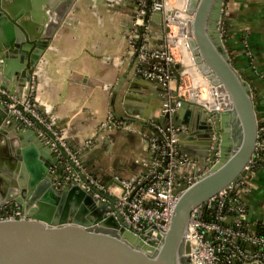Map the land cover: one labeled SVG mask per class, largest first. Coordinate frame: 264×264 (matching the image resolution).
<instances>
[{
    "label": "water",
    "instance_id": "water-1",
    "mask_svg": "<svg viewBox=\"0 0 264 264\" xmlns=\"http://www.w3.org/2000/svg\"><path fill=\"white\" fill-rule=\"evenodd\" d=\"M74 1H62L53 27L48 24L29 36L21 25L23 19L18 21L29 12L18 1L0 0V84L16 95L10 86L16 79L24 90L22 96L17 95L20 101L29 97L40 56ZM224 3L225 0H188L185 10H181L165 0L155 13L163 22L171 17L186 20L198 67L217 85L219 102V108H211L182 94L178 88L168 90L161 81L160 88L150 90L153 95L161 92L166 96L160 102L154 100L150 114L143 115L144 118L166 121L164 126L177 129L181 140L201 139L199 149L204 153L199 160L201 166H190L188 172L201 173L192 183L179 174L182 165L177 169L174 192L178 199L159 245L144 242L127 227L115 205L116 196L111 194L110 202H102L79 183L57 182L55 174L61 177L65 173L61 156L38 130L28 127L22 136L35 140L41 159L37 169H32L30 179L8 178L10 187L0 191V207L15 201L26 210V217L0 218V264H185V254L190 249L186 232L191 212L197 208L202 216L209 198L249 175L247 165L255 152L263 117L255 106L249 81L233 65L225 45ZM148 4L151 8L152 0ZM173 64L177 70L172 75L179 84L183 66L179 62ZM125 107L128 108L127 103ZM170 107L173 109L156 114L158 108ZM5 119L19 122L14 112L0 103V127ZM136 122L147 123L139 119ZM147 126L153 127L151 123ZM30 132L33 138L27 137ZM188 147L196 149L193 144Z\"/></svg>",
    "mask_w": 264,
    "mask_h": 264
},
{
    "label": "crops",
    "instance_id": "crops-1",
    "mask_svg": "<svg viewBox=\"0 0 264 264\" xmlns=\"http://www.w3.org/2000/svg\"><path fill=\"white\" fill-rule=\"evenodd\" d=\"M8 1H18L29 12L18 21L23 19L20 23L31 36L48 24L54 26L64 0ZM150 1L75 0L63 23L50 36L32 75L29 96L77 151L86 170L106 187L118 183L119 178L140 177L153 161L143 131L154 121L143 115L150 114L153 101L160 102L166 94L153 95L150 90L160 88L159 81L146 78L138 68H152L161 62L140 55L130 43L135 26L136 45L140 41L137 46L142 44L151 53L164 50L165 22L155 15L157 10L148 8ZM223 25L231 61L249 81L255 106L264 116V0H225ZM173 63L169 65L172 72L177 70ZM10 86L17 93L14 96L23 95L16 79ZM6 90L11 93L9 88ZM127 94L130 96L125 100ZM138 119L147 123H138ZM121 121L131 122L132 129L121 128ZM156 123L164 126L166 121ZM31 128L39 131L42 127L37 124ZM27 129L14 119L1 123L0 191L10 187L8 178L30 179L32 169L39 166V146L22 136ZM33 135L30 132L27 137ZM200 140L179 138L180 153L200 160L204 156ZM188 144L196 149H189ZM182 166L179 174L183 176L191 168L190 164ZM245 186L240 196L247 208L245 223L255 229L264 221V164L245 177ZM105 194L110 202L111 194Z\"/></svg>",
    "mask_w": 264,
    "mask_h": 264
},
{
    "label": "built area",
    "instance_id": "built-area-1",
    "mask_svg": "<svg viewBox=\"0 0 264 264\" xmlns=\"http://www.w3.org/2000/svg\"><path fill=\"white\" fill-rule=\"evenodd\" d=\"M164 3L165 0H152L151 9H161ZM170 20L165 22L166 27ZM135 28L134 26L130 33L131 45L138 48L140 55L147 58H159L158 61L161 62L153 64L152 68L139 67V72L146 78L163 82L164 86L171 91L174 89L172 87L174 77L169 67L173 62L169 52L171 38L165 34L164 50L151 53L142 44L136 45L135 36L138 32ZM0 103H4L9 111L14 112L16 118L25 126L43 125L39 129V135L61 156L64 163L65 173L61 176L63 181L60 179V174L56 173L54 177L57 182L63 185L79 183L102 202H108V195L105 193L116 196L115 205L127 227L144 242L154 246L159 245L164 231L169 228L178 199V193L174 192L178 183L177 168L182 164L201 166L198 159L180 153L177 129L171 125L162 126L152 122L153 127L150 126L151 128L143 131L154 154L151 166L141 174L142 177L134 180L119 178V183L106 187L97 176L86 170L77 151L69 146L52 121L37 108L31 95L22 102L0 84ZM172 109L171 107L159 109L157 114ZM120 127L132 129L129 121H121ZM258 131L255 152L247 165L250 172L258 161H263L261 165L264 164V116ZM66 154L69 157L65 158ZM69 158L73 161L70 162ZM55 169L56 167H53V170ZM200 175L201 173L187 171L183 176L192 183ZM244 188H246L245 178L230 184L209 198L203 206V213L215 209L213 219L199 216L197 208L191 212L186 232L190 249L185 254V264H264V234L260 235L254 230L243 228L246 224L247 208L240 196ZM228 200L231 201L229 212L225 211ZM3 217H26V210L17 202H9L0 207V218Z\"/></svg>",
    "mask_w": 264,
    "mask_h": 264
},
{
    "label": "rangeland",
    "instance_id": "rangeland-1",
    "mask_svg": "<svg viewBox=\"0 0 264 264\" xmlns=\"http://www.w3.org/2000/svg\"><path fill=\"white\" fill-rule=\"evenodd\" d=\"M174 4L176 0H169ZM181 1L182 0H177L176 7L181 9ZM182 10V9H181ZM175 22L171 21L167 23V27L165 30V34L168 35L171 39V42L169 43V52L172 55L173 62H179L184 70H183V75H181V81L178 84L177 79L173 78V83L174 85L172 86L174 89L178 88L179 91L182 94H185L189 96L191 95L194 90L197 91V99H205L202 101L207 102L206 100H209L210 93H209V85H203L201 83V79L198 78L197 76V70L200 71V68L198 67V64L190 65L186 59H185V51L182 48L181 45V34L182 30L179 28ZM195 57V55L193 54ZM197 68V70L195 69ZM195 71V72H194ZM196 78V79H195ZM209 93V94H208ZM199 97V98H198ZM238 136V135H237Z\"/></svg>",
    "mask_w": 264,
    "mask_h": 264
},
{
    "label": "bare ground",
    "instance_id": "bare-ground-1",
    "mask_svg": "<svg viewBox=\"0 0 264 264\" xmlns=\"http://www.w3.org/2000/svg\"><path fill=\"white\" fill-rule=\"evenodd\" d=\"M176 3H177V0L174 2L175 6H176ZM187 3H188V0H182L181 1V5H182L181 9L182 10H185V8L187 6ZM170 19H171L170 21L175 22L178 26L181 27V28L179 27L182 30L180 41H181L182 48L185 51V55H186L185 59H186V61L190 65H194V64L197 65L196 58L193 56L192 46L190 44V36L188 35L186 20H183V19H180V18H175V17H171ZM195 69L197 70V68H195ZM197 76H198V78L201 79V83L200 84H203V85L210 84L209 85L210 97H209V100L208 99L206 100L207 102L202 101V100H205V99L201 100L199 97H198L199 99H197V94L198 93H197L196 90H194L191 95L189 94L190 98H192L193 100H195L196 102H199L201 104H205V105L207 104L211 108H219L218 93L216 92L217 85L213 84L210 81V79L208 78V76L203 74L199 70H197Z\"/></svg>",
    "mask_w": 264,
    "mask_h": 264
},
{
    "label": "trees",
    "instance_id": "trees-1",
    "mask_svg": "<svg viewBox=\"0 0 264 264\" xmlns=\"http://www.w3.org/2000/svg\"><path fill=\"white\" fill-rule=\"evenodd\" d=\"M139 42H140V41H137V45L139 44ZM160 139H161V138H160ZM262 162H263V161H258L257 164H255L253 170H256V169L261 165ZM230 204H231V201L228 200V201L226 202L225 211L229 212V211H228V208H229ZM214 213H215V209H214V210H210V211H209V210H208V211H204V213H203V218H205V219H213V218H214ZM232 213H233V212H232ZM243 228H245V229H249V230H254L257 234L262 235V234H264V221H261V222L256 226L255 229H251V228L249 227V225H247V224H244Z\"/></svg>",
    "mask_w": 264,
    "mask_h": 264
},
{
    "label": "flooded vegetation",
    "instance_id": "flooded-vegetation-1",
    "mask_svg": "<svg viewBox=\"0 0 264 264\" xmlns=\"http://www.w3.org/2000/svg\"><path fill=\"white\" fill-rule=\"evenodd\" d=\"M164 27H165V30H166V23H165Z\"/></svg>",
    "mask_w": 264,
    "mask_h": 264
}]
</instances>
